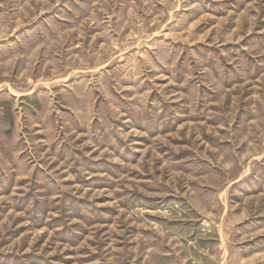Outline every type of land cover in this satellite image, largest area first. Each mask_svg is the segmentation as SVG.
Returning <instances> with one entry per match:
<instances>
[{"label": "rangeland", "instance_id": "1", "mask_svg": "<svg viewBox=\"0 0 264 264\" xmlns=\"http://www.w3.org/2000/svg\"><path fill=\"white\" fill-rule=\"evenodd\" d=\"M185 230L264 264V0H0V264H180Z\"/></svg>", "mask_w": 264, "mask_h": 264}, {"label": "crops", "instance_id": "2", "mask_svg": "<svg viewBox=\"0 0 264 264\" xmlns=\"http://www.w3.org/2000/svg\"><path fill=\"white\" fill-rule=\"evenodd\" d=\"M168 233L171 240H173V238L175 239L177 236L176 234L174 235L173 232ZM179 234L184 235L182 238H184L185 241L179 243L175 242L176 245L174 246V250L166 254L175 253L174 256L180 261V264H211L213 262L214 252L212 251L214 249L210 247L204 248L200 244L199 240L201 233L192 230H185ZM207 253H211V255L206 257L205 254Z\"/></svg>", "mask_w": 264, "mask_h": 264}]
</instances>
